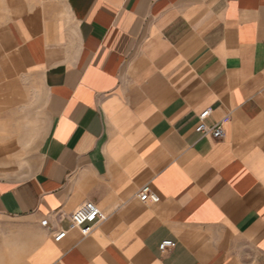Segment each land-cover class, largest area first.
<instances>
[{"label":"crops","instance_id":"1","mask_svg":"<svg viewBox=\"0 0 264 264\" xmlns=\"http://www.w3.org/2000/svg\"><path fill=\"white\" fill-rule=\"evenodd\" d=\"M0 264H264V0H0Z\"/></svg>","mask_w":264,"mask_h":264},{"label":"built area","instance_id":"2","mask_svg":"<svg viewBox=\"0 0 264 264\" xmlns=\"http://www.w3.org/2000/svg\"><path fill=\"white\" fill-rule=\"evenodd\" d=\"M211 110L205 109L199 115V122L196 126V131L201 134H208L213 139H220L224 135V128L221 123L215 124L214 126H207L204 120L210 114ZM138 199L141 202H156L158 196L153 192L149 185H144L138 192ZM104 212L93 202H85L76 208L69 216V224L67 229H59L54 235L53 239L58 242L64 238L68 231L78 230L82 235H87L90 233L92 227L97 222L105 219ZM46 224V222H43ZM175 246L173 240H163L158 248L160 252H167L169 249Z\"/></svg>","mask_w":264,"mask_h":264}]
</instances>
